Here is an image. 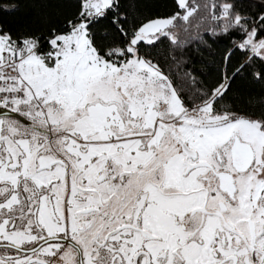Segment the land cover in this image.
Listing matches in <instances>:
<instances>
[{
  "label": "snow or ice",
  "instance_id": "snow-or-ice-1",
  "mask_svg": "<svg viewBox=\"0 0 264 264\" xmlns=\"http://www.w3.org/2000/svg\"><path fill=\"white\" fill-rule=\"evenodd\" d=\"M0 264H264V0H0Z\"/></svg>",
  "mask_w": 264,
  "mask_h": 264
}]
</instances>
